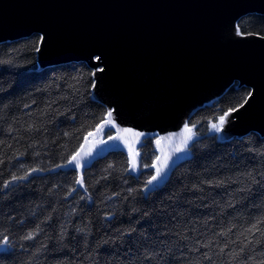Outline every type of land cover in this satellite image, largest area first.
I'll return each instance as SVG.
<instances>
[{"label":"trees","instance_id":"obj_1","mask_svg":"<svg viewBox=\"0 0 264 264\" xmlns=\"http://www.w3.org/2000/svg\"><path fill=\"white\" fill-rule=\"evenodd\" d=\"M238 27L264 36V16H244ZM39 41L0 44V264H243L264 252V236L248 231L264 221V136L221 142L211 132L249 88L231 86L189 117L196 138L162 185L149 189L157 154L156 139L146 138L138 176L124 153L111 152L85 171L80 191L75 171H49L68 162L107 110L92 98L85 63L37 69ZM249 240L261 243L244 248Z\"/></svg>","mask_w":264,"mask_h":264},{"label":"water","instance_id":"obj_2","mask_svg":"<svg viewBox=\"0 0 264 264\" xmlns=\"http://www.w3.org/2000/svg\"><path fill=\"white\" fill-rule=\"evenodd\" d=\"M251 14L264 16V0H0V44L38 35V70L85 63L95 73L92 98L114 110L116 127L105 116L73 154L80 167L72 156L49 172L72 170L79 180L98 159L122 152L128 173L138 176L139 147L156 138L152 165L161 177L149 189L160 186L189 155L196 138L193 128L184 130L189 117L234 85L251 95L217 139L263 137L264 36L237 34L239 20ZM107 130L113 139L99 140Z\"/></svg>","mask_w":264,"mask_h":264},{"label":"snow or ice","instance_id":"obj_3","mask_svg":"<svg viewBox=\"0 0 264 264\" xmlns=\"http://www.w3.org/2000/svg\"><path fill=\"white\" fill-rule=\"evenodd\" d=\"M237 34H238V35L241 34L238 26H237ZM37 50L39 51V48H38ZM95 59L99 60V57H96ZM93 75H95V73H93ZM250 95H251V94H249V97H248V98H250ZM248 98H245V99H244V100L238 105V107H236V108H230V109L228 110V112H226L224 115H221V116L219 117L218 123H211V128H212V130H214V131H216V132H221V131H223V126H224L225 123H226V118H227L229 115H231L233 112L238 111L239 108L244 107V105L247 104V102H248ZM113 111H114V110H109V111L106 113V117H107V119L105 120V123L110 124L111 127H116V124H115L114 119H111V118L113 117ZM101 127H102V126H101ZM194 127H195V125H192V127L190 128L187 124H185V126H184V130H185L186 132L191 133V132H192V128H194ZM98 130H99V129H98ZM123 131H124L125 133H131V134L134 135V136H140V135H141V134L138 133V132H137V133H133V132H131V129H123ZM89 135H92V133H89ZM109 139H113V137H111V135H109ZM167 139H171V137H167ZM190 139H191L190 136L187 137L185 140L182 141V144L187 145L188 140H190ZM157 143H159V141H157ZM178 151H183V148L178 149ZM77 155H79V153H77ZM72 160L76 162V167H80V164H79L78 161H76V157H75V156H73ZM133 164H135L134 161H133ZM152 167L156 168V174L153 175V176L151 177V179H149V180L147 181V183H148L149 185H152L154 181H158V177H161V169H160L159 167H157L156 165H152ZM164 167H167V165L165 164ZM33 171H37V170H36V169H33ZM17 179H26V177H19V178L16 177V176H13V177H12V180H13V181H15V180H17ZM76 182H77L78 184H80V185L83 187V184H84L83 178L77 180ZM5 187H7V185H5ZM259 223H264V221H260V222H258L257 224H254L252 228L248 229V231H249V232H260L261 235L264 236V230L260 229V227H259ZM32 238H33V237H32L31 234H29V236L26 237V239H32ZM7 243H8L7 238H5V239H4V244L6 245ZM260 243H261L260 240H255V241L249 240V241H248V244H245V245H244V248H247L249 244H260ZM201 247H205V248H207V247H210V244H204V245H201ZM244 248L241 249V252L244 251ZM197 250H198V249H197ZM220 251H221V253H222V252L224 251V249L221 248ZM255 251H256V249L253 248V249H252V252L255 253ZM202 258H203V259H206V260H209V261L212 260V256H211V254H210V253H207V252H205V253L202 254ZM193 264H200V262H199V261H195V262H193ZM213 264H215V262H213ZM243 264H264V252H261L260 255H259V257H256L255 255H251V254L248 255V256H245V257H244V260H243Z\"/></svg>","mask_w":264,"mask_h":264},{"label":"rangeland","instance_id":"obj_4","mask_svg":"<svg viewBox=\"0 0 264 264\" xmlns=\"http://www.w3.org/2000/svg\"><path fill=\"white\" fill-rule=\"evenodd\" d=\"M216 123H218V122H216ZM106 132V131H105ZM105 132L100 136V138H99V140H103V139H105ZM211 132H214V133H216V131H214V130H212V128H211ZM156 139V138H155Z\"/></svg>","mask_w":264,"mask_h":264}]
</instances>
